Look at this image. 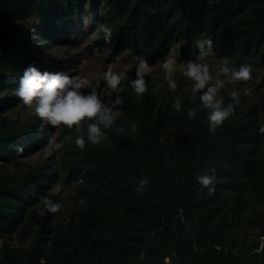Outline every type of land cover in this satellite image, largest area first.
<instances>
[{
	"label": "trees",
	"instance_id": "trees-1",
	"mask_svg": "<svg viewBox=\"0 0 264 264\" xmlns=\"http://www.w3.org/2000/svg\"><path fill=\"white\" fill-rule=\"evenodd\" d=\"M97 22L110 28V40ZM79 24L94 29L93 43L110 58L129 51L151 63L178 42L211 37L210 53L227 57L229 68L250 65L251 78L239 104L221 95L235 112L215 134L199 94L191 99V81L173 92L145 77L148 91L138 98L136 73L122 77L123 91L95 88L108 107L123 100L98 145L80 149L75 128H53L36 115L22 123L3 117L20 101L14 90L25 68L62 72L66 59L47 62L39 49L66 45L84 31ZM261 126L264 0H0V264H165L168 256L174 264H264ZM118 127L128 130L116 134ZM52 134L63 143L59 160L27 162ZM201 175L215 177L214 191L197 182ZM141 177L149 179L142 193ZM62 179L77 183L67 201L52 193ZM46 195L62 204L59 212L44 209Z\"/></svg>",
	"mask_w": 264,
	"mask_h": 264
},
{
	"label": "clouds",
	"instance_id": "clouds-1",
	"mask_svg": "<svg viewBox=\"0 0 264 264\" xmlns=\"http://www.w3.org/2000/svg\"><path fill=\"white\" fill-rule=\"evenodd\" d=\"M87 23V21H86ZM97 31L103 32L105 41L111 39L112 33L106 24L97 22ZM213 41L211 37L196 41V47L200 50V55L196 61L188 60L179 63L175 55L169 53L159 66L162 68L163 79L171 91L177 88L175 73L177 66L181 69L182 76L191 81V99H195L199 94V101L203 110L207 111V125L210 133L215 134L216 130L229 119L235 112L233 103L225 105L224 99L219 95L224 88L225 81L219 78L215 79L210 65L204 63L212 49ZM207 49V51H206ZM135 79L131 80V87L138 98L142 97L147 91L145 75L152 71L146 58L137 56ZM230 61L225 58L220 61L222 65L219 73L228 77V83L238 81H248L251 78L252 68L244 64L239 69L229 68ZM114 65H108L103 74L106 85L113 91H123L119 86L121 84L123 73H117L113 70ZM83 84L78 76H70L65 72H41L34 64L29 65L19 77V85L14 90L15 95L27 107L34 111V114L43 122L44 125H50L53 128L64 126L68 129L75 128V145L83 149L87 143L98 145L108 139L107 134L102 129H111L115 123L118 113L113 111L116 105H121L123 100L117 96L113 107L106 106L98 96L95 88L87 94L82 90ZM155 92L156 89H153ZM244 95H250V90L244 88ZM240 92L233 89L231 91V100L235 104L240 102ZM183 101L180 98H174L172 108L179 112ZM197 109L195 107L188 110V117L195 118ZM95 121V122H91ZM87 123L86 133L83 131V124ZM133 133L137 131V124L133 122L130 125ZM126 127H118L114 131L116 134L125 133ZM259 132L264 134V126L259 128ZM68 139H71L70 137ZM55 143V135L49 138V146ZM18 154L23 153L22 148L17 149ZM215 177L201 175L197 177V182L209 191L214 184ZM136 191H145L149 184L147 177H141L135 181ZM40 203L44 209L50 213H57L61 210L62 204L53 202L49 196L40 198ZM165 264H168V258H165Z\"/></svg>",
	"mask_w": 264,
	"mask_h": 264
},
{
	"label": "rangeland",
	"instance_id": "rangeland-1",
	"mask_svg": "<svg viewBox=\"0 0 264 264\" xmlns=\"http://www.w3.org/2000/svg\"><path fill=\"white\" fill-rule=\"evenodd\" d=\"M80 26H77L76 30L83 29L84 31L70 35L66 45L54 46L47 51H44L40 47L39 52L42 54V59L47 62L55 59H66V61L62 63V66H64V68H62V72H65L70 76H78L83 84L82 90L84 92L92 88L100 87L101 94L111 95L113 90L106 85L103 78V74L107 70L108 65H114L113 70L117 73H123L125 75L129 73H136L135 69L138 63L136 57L138 55L126 51L112 59L109 57L108 49L98 48L97 45L93 43L94 29H90L89 26H81L82 28ZM198 40L200 39L194 40L188 47L184 46V42H178L173 46L170 52L163 54L152 63L148 62L149 65L152 66V71L146 74L145 77H149L150 80L156 81L157 83L165 84L166 82L163 79L164 73L162 68L159 66V62L162 61L169 53L176 56L178 64L184 63L188 60L196 61L200 55V50L196 47V41ZM225 58L227 57L223 55L209 53V56L202 61L210 65L214 76L213 83L216 78L225 81L224 88L221 89V92L219 93L220 96L226 92L231 93L233 89L240 91L246 84V82L243 83V81L228 83V77L219 73V68L222 66L220 61ZM174 78L176 82L180 84L188 80L186 77L182 76L179 66H177ZM116 113H118V115L120 114L119 111H116ZM2 115L7 119L18 120L20 123L29 117L35 116L34 111L25 106L21 101H19L13 109H10ZM59 139V135H55V143L51 146H49L48 139L46 144L40 148L39 151L35 152V154L31 157L25 158V160L33 164L43 163L51 156H54L53 158L59 160L62 152H55L63 146V143L60 142ZM9 168L12 169L13 167L9 166ZM76 185L77 183L74 181L62 179L61 182L53 188L52 193L57 194L67 201L73 196Z\"/></svg>",
	"mask_w": 264,
	"mask_h": 264
},
{
	"label": "built area",
	"instance_id": "built-area-1",
	"mask_svg": "<svg viewBox=\"0 0 264 264\" xmlns=\"http://www.w3.org/2000/svg\"><path fill=\"white\" fill-rule=\"evenodd\" d=\"M260 242H261V247H263L264 246V235L260 236ZM167 258H168V264H174L170 256H168Z\"/></svg>",
	"mask_w": 264,
	"mask_h": 264
}]
</instances>
